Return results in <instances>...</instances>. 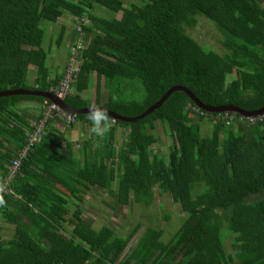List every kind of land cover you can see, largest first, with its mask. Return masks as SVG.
Returning <instances> with one entry per match:
<instances>
[{
    "label": "trees",
    "instance_id": "16d2710c",
    "mask_svg": "<svg viewBox=\"0 0 264 264\" xmlns=\"http://www.w3.org/2000/svg\"><path fill=\"white\" fill-rule=\"evenodd\" d=\"M141 1L125 6L123 0H0V91L58 89L63 73L49 75L40 24L67 12L78 18L83 33L80 66L63 97L70 108L102 105L135 117L173 86L186 87L208 106L249 112L264 106V0ZM95 5L118 17L93 15ZM197 14L220 33L222 53L204 49L185 32ZM30 66L36 69L32 85L26 82ZM92 74L96 92L103 79V103L81 95ZM228 74L234 75L229 81ZM44 100L0 97V185L42 116L40 109L31 122L19 105ZM74 117L87 134L78 151L53 121L66 129L73 124L54 115L40 141L21 157L11 191L0 190V264H264V113L252 116L253 122L239 113L225 119L223 112H207L176 90L135 122L109 117L103 137L88 131L86 113ZM203 120L212 122L211 133L200 132ZM157 121L172 138L166 160L150 153L155 138L149 131ZM119 128L128 132L116 146ZM93 140L99 144L93 146ZM156 186L179 204L185 218L167 242L160 239L161 229L149 226L124 255L138 225L126 236L108 225L94 229L77 203L99 187L120 203L132 196L148 205ZM2 224L13 227L10 237L1 235ZM225 229L234 235L228 252Z\"/></svg>",
    "mask_w": 264,
    "mask_h": 264
},
{
    "label": "rangeland",
    "instance_id": "374dc122",
    "mask_svg": "<svg viewBox=\"0 0 264 264\" xmlns=\"http://www.w3.org/2000/svg\"><path fill=\"white\" fill-rule=\"evenodd\" d=\"M125 6L129 4H139L141 0H123ZM91 13L100 18H113L118 17L117 14L111 10L95 5L93 6ZM88 20V19H87ZM88 22V21H87ZM41 27L44 29V40L42 47L46 51V66L49 71L50 77L57 74H64L65 67L68 63L70 49L72 45L80 42L82 46L81 33L78 31V18L72 16L70 13L63 12V14L57 19L56 22L42 21ZM185 32L195 39L204 49L213 50L217 53H221L223 50L220 44L221 36L218 30L214 27L213 23L203 15H196V24L192 28L184 27ZM62 31V37L57 42L58 34ZM83 34V33H82ZM81 48V47H80ZM79 50V49H78ZM36 74V69L33 66L29 67V71L26 76V82L28 85L33 84V79ZM234 75L228 74L227 81H229ZM139 93L142 96L144 90L139 86ZM137 93V92H136ZM81 95L84 98L91 99L92 101L98 96L99 100L103 103L106 97V87L103 85V79L101 80L99 91L96 92V80L92 74L89 83V88L83 90ZM126 95L131 99H138L136 94L127 91ZM34 101L22 102L19 107H24L31 115V122L34 121L36 116L39 114L41 106L36 105ZM21 107V108H22ZM224 115L226 112H223ZM65 123V122H64ZM72 126L77 127L79 134L68 133V137H74L77 145L74 148H79L82 145L83 138L87 137V134L82 130L80 122L75 121ZM201 126L200 132L202 135L212 132V122L209 120H203L199 123ZM71 127L67 130H70ZM128 132V128H119L117 130L116 146L121 144L122 139L125 138ZM155 138V142L151 145L150 153L152 156H158L161 159L166 160L169 149L171 147L172 138L170 136L167 127L157 121L154 128L150 130ZM82 133V134H81ZM93 146L98 145L99 141L93 140L91 142ZM64 147V146H63ZM63 147L61 149H63ZM60 149V150H61ZM164 193L159 187L153 188V200L150 204L145 205L136 203L130 196L128 203H120L116 196L110 195L104 189L99 187H91L86 194L80 196L81 201H78V206L82 211V218L90 227L94 229L100 228L102 225H108L114 229V232L118 236H126L135 226L138 225V229L134 234L133 238L129 241L128 245L124 250V254L129 253L137 243L142 233L151 226L155 229H161L162 235L161 240L163 242L169 241L174 232L178 229L180 224L185 218V214L182 212L178 203L174 202ZM3 229L1 235L3 238H8L13 234V227L11 225L2 224ZM227 236L224 238V249L226 252L229 251L232 241L233 234L227 229Z\"/></svg>",
    "mask_w": 264,
    "mask_h": 264
},
{
    "label": "built area",
    "instance_id": "2783aa9c",
    "mask_svg": "<svg viewBox=\"0 0 264 264\" xmlns=\"http://www.w3.org/2000/svg\"><path fill=\"white\" fill-rule=\"evenodd\" d=\"M80 22L87 23V20H80ZM78 31L82 32L81 26L78 24L77 28ZM81 47V43L78 42L75 45L71 46L70 49V57L65 69V72L63 74V78L59 84L58 89L54 92V94L62 98L64 95L70 91V84L74 81L76 74L78 72L79 66H80V56L78 55V49ZM41 118H39L35 123H34V129L32 132L29 134L28 138V144L26 145L25 148H23L20 152L19 158L13 160L11 162V165L8 167V173L7 176L5 177L3 183L0 185V190L1 191H11L8 188V184L11 181V179L14 177L15 173L18 170V167L20 165V159L21 157H24L26 154V151L36 142L40 141L41 135L44 134L45 131V126L46 122L49 118L52 116H56L63 120L65 123L71 124L75 122V117L72 114L67 113L66 111L62 110L57 104L49 101V100H44L41 104ZM249 117L250 122H253V120L256 119V117ZM225 119H232L233 113L231 112H226L224 115ZM239 120H242L241 117H239Z\"/></svg>",
    "mask_w": 264,
    "mask_h": 264
},
{
    "label": "water",
    "instance_id": "95a60500",
    "mask_svg": "<svg viewBox=\"0 0 264 264\" xmlns=\"http://www.w3.org/2000/svg\"><path fill=\"white\" fill-rule=\"evenodd\" d=\"M176 90H181L184 93L187 94V96L194 102V104L199 107L202 108L203 110L207 111V112H233V113H239L241 115L244 116H254V115H260L264 113V106H262L260 109L255 110V111H244L238 107L235 106H208L203 104L202 102H200L198 100V98H196L192 92L187 89L186 87L183 86H173L171 88H169L163 95L162 97L156 102L154 103L152 106H150L148 109H146L142 114L135 116V117H127V116H122L112 110H109V117L113 120H120V121H125V122H135L137 120H139L140 118H143L145 115H147L148 113H150L151 111H153L156 107L160 106L161 103H163L168 96L176 91ZM35 95V96H40L43 97L46 100H49L55 104H57L62 110L68 112L69 114L72 115H77V114H85L87 113L88 107H84V108H80V109H73L68 107L62 98L57 97L53 92L51 91H41V90H35V89H23V88H19V89H7V90H3L0 91V97L1 96H11V95Z\"/></svg>",
    "mask_w": 264,
    "mask_h": 264
},
{
    "label": "clouds",
    "instance_id": "9594fccd",
    "mask_svg": "<svg viewBox=\"0 0 264 264\" xmlns=\"http://www.w3.org/2000/svg\"><path fill=\"white\" fill-rule=\"evenodd\" d=\"M85 119L89 122L90 127L88 131L91 134L97 137H103L108 133L110 124L109 110L107 107L102 105H89Z\"/></svg>",
    "mask_w": 264,
    "mask_h": 264
},
{
    "label": "crops",
    "instance_id": "0c3cea01",
    "mask_svg": "<svg viewBox=\"0 0 264 264\" xmlns=\"http://www.w3.org/2000/svg\"><path fill=\"white\" fill-rule=\"evenodd\" d=\"M224 50H222V52H223ZM221 52V53H222ZM36 105H40L39 103H37ZM40 107V106H39ZM53 125L56 127V128H59V131L60 132H63V134H64V136H65V138H66V140L67 141H70V142H72L73 144H74V146L75 145H77V141L75 142L74 140H75V138L74 137H68V133H71V134H76V132L79 134V130H78V128L76 127L75 128V126H71V129L70 130H67L66 128H65V126L63 125V123H61L60 121H53ZM82 134V133H81ZM66 140H64V141H62V144H61V147L60 148H62L63 146H65V144H66ZM64 148V147H63ZM73 149L75 150V151H78V148H74L73 147ZM77 153V152H76ZM81 196V195H80Z\"/></svg>",
    "mask_w": 264,
    "mask_h": 264
}]
</instances>
